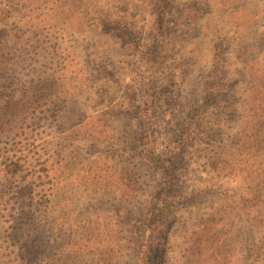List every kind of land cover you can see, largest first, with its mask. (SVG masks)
<instances>
[{
  "label": "rangeland",
  "instance_id": "rangeland-1",
  "mask_svg": "<svg viewBox=\"0 0 264 264\" xmlns=\"http://www.w3.org/2000/svg\"><path fill=\"white\" fill-rule=\"evenodd\" d=\"M0 264H264V0H0Z\"/></svg>",
  "mask_w": 264,
  "mask_h": 264
},
{
  "label": "trees",
  "instance_id": "trees-1",
  "mask_svg": "<svg viewBox=\"0 0 264 264\" xmlns=\"http://www.w3.org/2000/svg\"><path fill=\"white\" fill-rule=\"evenodd\" d=\"M157 1L158 3H160V5H162V2L164 3L166 0H157ZM146 94H148V91H146ZM147 98H150V96L149 97L147 96ZM148 118L150 120L152 117H148ZM166 183H167V187L171 188V190L177 191L178 186H179V183L177 182V178L173 177L172 175H169V177H166ZM165 207H168V206H165Z\"/></svg>",
  "mask_w": 264,
  "mask_h": 264
}]
</instances>
